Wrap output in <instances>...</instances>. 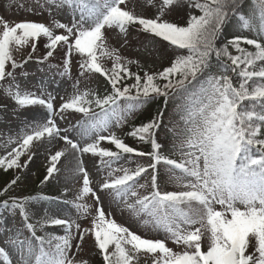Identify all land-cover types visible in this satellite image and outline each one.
Listing matches in <instances>:
<instances>
[{"label":"snow or ice","instance_id":"obj_1","mask_svg":"<svg viewBox=\"0 0 264 264\" xmlns=\"http://www.w3.org/2000/svg\"><path fill=\"white\" fill-rule=\"evenodd\" d=\"M49 2L57 8H71L74 16L70 24L53 21L49 26L22 21L10 25L0 19V81L14 78L15 70L32 58L30 52L22 63H17L10 45L30 44L32 52H35L38 39L45 37L47 51L43 60L52 57L58 46H66L63 54L65 70L70 68L73 52L78 53L81 75L85 72L99 73L111 85V92L103 97L93 93V99H86L89 93L76 94L55 109V97L50 94L45 98L43 93L37 95L19 88L13 90L11 86L5 89L16 106L39 105L48 112L45 123L31 127L17 147L6 156H0V168L5 171L26 168L33 156L29 155L25 161L20 157L33 141L56 137L77 153H91L102 159L106 157L108 167L122 154L148 156L151 164L138 166L132 171L125 168L123 175L100 183L99 190L113 194L116 200L126 201L129 195L136 197L134 204H127V207L136 214L147 210L155 227L163 229L168 234L167 238L182 251H173L166 246L165 240L144 239L111 219V214L103 209L100 195L90 186L89 173L81 165L78 170L83 173V187L76 199L82 200L90 194L94 205L78 203L75 206L85 216L94 207L92 227L81 228L75 221L48 218L45 223L63 226L66 230V235L53 246L51 240L36 236L35 226L28 222L29 213L24 201L29 198L13 197L11 203L5 200L0 208L19 209L24 227L40 247L37 254L30 241L19 236L7 238L0 244V264H13V252L19 254L18 264H32L33 256L35 264H86L76 259L71 250L80 251L81 242L88 233L94 236L104 264H133L136 257L124 245H130L137 253L154 254L152 264H264V0H257L258 38L235 35L220 47L216 41L232 17L239 16L244 27L255 28L253 20L256 14L246 17L241 13V0H162L154 18L126 10V0ZM184 3L200 14L190 15L183 25L164 19L167 12ZM76 13L79 14L78 19ZM53 28L63 29V34H57ZM130 28L186 50L187 55L176 57L170 66L158 73L145 71L140 75L131 72L126 64L120 62L122 58L116 50L108 51L105 43L107 29H117L127 35ZM242 45L252 46L254 51ZM229 46L235 49L236 55L230 54ZM103 55L114 56L110 73L99 62ZM9 63L11 70L6 67ZM173 95L186 98V104L179 106L186 113V116H181L186 127L179 133V159L162 155L163 145L155 138L163 123L162 111L127 133L140 141L150 142L151 152H140L115 134H102L113 121L119 126L139 107L158 97H163L167 105ZM93 105L100 111H93ZM0 107L6 109L7 105ZM66 110L85 115L87 133L95 134L91 143L81 147L67 135H60L63 130L53 117L56 114L62 117ZM102 141H107L116 151L102 147ZM62 154V151H56L50 156V166L42 183L57 171L55 162ZM161 162L179 171L181 175L176 179L186 181L182 190H159L156 168ZM149 169L152 170L153 191L139 196L132 190L135 178L147 174ZM19 179V176L13 178L5 192ZM215 205L220 209L217 210ZM238 205H243V209ZM73 226L77 229L75 236L71 231ZM205 237L208 244L206 250H202ZM45 243L48 251H45ZM110 245H114V249L110 250Z\"/></svg>","mask_w":264,"mask_h":264},{"label":"rangeland","instance_id":"obj_2","mask_svg":"<svg viewBox=\"0 0 264 264\" xmlns=\"http://www.w3.org/2000/svg\"><path fill=\"white\" fill-rule=\"evenodd\" d=\"M162 0H126V10L132 11L134 14L143 15L146 18H154ZM240 12L246 17L252 16L255 19L253 24L255 28H246L243 26L239 16H235L229 24L226 35L243 33L248 38H258L256 29L260 27L258 6L251 1H246L242 5ZM78 13L75 14L78 19ZM74 13L67 6L57 8L55 4L49 0H0V19L6 20L10 25L22 21H34L45 23L52 26L53 21H59L70 24ZM186 17V9L184 6L173 8L167 12L164 19L168 21L184 22ZM2 30V25H0ZM57 34H63V29L53 28ZM136 28H130L127 35L119 33L117 29H107L105 32L107 50H116L122 59L121 63L126 64L129 70L144 73L156 70L163 62L167 50L160 48L156 40L152 37L141 36ZM126 41V42H125ZM47 40L45 41V43ZM11 54L17 63H22L31 51V45L16 46L10 45ZM66 46L60 48L61 55L66 51ZM100 56V53H97ZM114 56L103 55L100 57L102 65L108 67L111 72ZM78 57L73 52L69 70L61 65H51L47 61L38 63L34 60H28L23 67L15 70L14 78H7L0 86V105H7V108L0 107V156H6L11 152L12 148L17 147L25 134L29 133L31 127L37 124H43L47 119L48 110L42 106H26L18 107L6 95L5 89L12 87L13 90L19 88L21 91L34 92L37 95L44 94L55 97L54 108L59 109L61 103L69 100L76 94L89 93L86 99H93L91 94L103 97L111 85L104 76L97 75L93 77H84L78 64ZM135 61V63H127ZM6 67L11 70L10 63ZM63 98V99H62ZM186 104L184 95H173L169 100V108L165 115V123L170 126L173 131H164L165 141L161 154L170 158H180L181 150L179 148V133L186 127L181 119L182 115L186 116L179 106ZM87 106V105H86ZM145 106H141L131 112L126 120L141 113ZM92 110L99 112V109L92 106ZM53 119L57 126L62 129L60 135H67L74 142L83 147L87 143H91L95 139V134L89 135L86 131L87 118L83 113L74 110H66L62 117L56 114ZM125 120V121H126ZM124 121V122H125ZM123 122V123H124ZM113 121L103 135L109 133L116 134L121 130ZM102 143V142H101ZM175 146V147H174ZM186 150V149H185ZM56 151H62L63 154L56 161V169L53 176L34 192L27 201H24L25 209L29 213V223L35 226V235L45 238V241L51 240L53 246L59 242V238L66 235L65 227L53 226L45 223L48 218H63L69 221L79 223L81 228H91L92 219L95 215L94 207L90 208L88 215L79 212L73 203H85L94 205V198L89 194L82 200H77L79 192L83 187V173L78 169L82 165L89 173L91 187L98 192L103 202L105 213L111 214V219L116 223L127 227L133 233L140 235L144 239H161L166 241V246L173 251H182V248L176 245L171 239L167 238V233L160 228L155 227L154 219L148 214V211H140L139 214L134 213L127 207V204H134L136 197L129 195L126 199L116 200L113 194L102 192L99 190V184L104 180H110L116 177L119 170L134 169L141 165L151 163L150 157L139 156H123L117 161L111 162L108 167L106 161H102L98 156L91 153H77L70 145L59 137L44 138L41 141H33L29 149L25 150V154L20 157L21 161L28 159L29 155L33 156L32 161L23 169V180L16 195L26 196L27 192L33 189L38 177L47 175V167L50 166V156ZM159 166V179L157 185L161 192L164 191H180L182 185L186 181H178L177 176L181 175L178 170H172L170 166L163 162ZM3 168H0V175ZM111 172V176L109 173ZM152 170H148L147 174H142L135 179L132 190L137 192L139 196L150 194L153 189L151 187ZM13 194V195H15ZM14 197V196H13ZM12 198V197H11ZM25 198V197H24ZM55 198V199H52ZM243 209V205H238ZM140 206H137L139 208ZM219 210L220 206L215 205ZM198 226V225H197ZM75 236L77 229L75 226L71 229ZM19 236L20 239L28 240L34 246L38 254L39 243L32 234L24 227V221L20 216L19 209L12 211L11 209L0 208V244L11 237ZM76 241H73L75 243ZM80 251L73 248L71 251L75 253V258L80 261L91 260L94 257V243L91 233L86 234L85 239L81 242ZM208 240L202 241V248L206 249ZM133 255L136 253L131 249L130 245H124ZM45 251H48L47 243L44 244ZM114 248V245H112ZM148 253L139 252L138 257L145 258ZM13 264H18L19 254L12 253ZM32 264H35V256L32 257Z\"/></svg>","mask_w":264,"mask_h":264},{"label":"trees","instance_id":"obj_3","mask_svg":"<svg viewBox=\"0 0 264 264\" xmlns=\"http://www.w3.org/2000/svg\"><path fill=\"white\" fill-rule=\"evenodd\" d=\"M151 1H154V0H151ZM246 1H251L253 4L257 5V0H241V3L242 5L246 2ZM181 6H184L185 9H186V17L184 19V22H180V21H171V22H174V23H177V24H185L188 17L192 14H195V15H199L200 12L197 11L196 9H189L188 5L186 3L182 4ZM235 17V16H234ZM232 17L229 22L224 26V29L223 30H227L226 28L229 27V24H230V21L234 18ZM138 35H141V36H147V37H152L150 36L149 34H146V33H142V32H139L137 33ZM235 35H242V36H245L242 32L241 33H237V34H230L228 36L224 35L223 31L221 33V35L219 36V38L217 39L216 41V44L218 47L220 46H223L227 40H229L230 38H232L233 36ZM247 37V36H245ZM154 38V37H152ZM156 40V42L158 43V45L160 46V48L164 49V50H167L168 52H166V56L162 62V64L156 69V70H153L152 72L150 73H158L160 71H162L165 67H168L170 66L171 62L178 56H181V55H187V51L186 50H182V49H178L176 47H173L171 46L170 44H168L167 42L165 41H162L160 40L159 38H154ZM45 41H46V38L45 37H40L37 41V48L35 50V52H32V49H31V53H32V58L30 60H34L38 63H43V62H46L48 64H51L52 66L53 65H61L63 66V55H61V53L59 52L60 50V46L57 47V50L54 51V54L52 57H49L47 60H43V56L45 55L47 49L44 47L45 45ZM243 47H246L249 51H254V48L252 46H247V45H242ZM229 52L230 54L232 55H236V51L235 49L231 48V46H229ZM78 57V64L81 62V58L79 56L78 53H75ZM100 62V61H99ZM213 62L215 63V58H213ZM101 63V62H100ZM102 64V63H101ZM258 65H259V62H258ZM105 71H109L108 70V67H106L105 65H103ZM131 71V70H130ZM133 72V71H131ZM135 73H139L140 75H143L142 72H137V71H134ZM97 75H100L99 73H93V72H85L83 74L84 77L88 78V77H93V76H97ZM231 75V74H230ZM7 79V78H6ZM5 79V80H6ZM236 79L234 77V82H236ZM4 80V81H5ZM4 81H0V86L1 84L4 82ZM128 83H131L132 81H126ZM111 92V87L108 89V91L106 93H104V95L108 94ZM103 95V96H104ZM172 97V96H171ZM170 97V98H171ZM169 98V100H170ZM169 100L167 102V105H165V102H164V98L163 97H158L152 101H150L149 103L145 104V109L141 112V113H137L135 116L129 118L128 120H126L122 126H121V130L116 133L115 135H117L118 137H120L126 144H128L129 146H132L133 148L137 149L138 151L140 152H145V153H148V152H151V144L150 142H144V141H140L130 135H127V133H129L130 131H132L133 127L134 126H139L141 125L142 123H145L149 120L152 119L153 116H155L158 112L162 111L163 112V123L159 129V131L156 133V139L163 145L164 144V141H165V136H164V131H168L170 128V126L166 125L165 123V115L168 111V108H169ZM123 104V102H121ZM99 109V108H98ZM100 111V110H99ZM101 146L102 147H105V148H110L111 150L113 151H116V149L114 148V146H111L107 141H102L101 143ZM125 155H128V156H137L135 154H122L121 157L125 156ZM99 157V156H98ZM120 157V158H121ZM139 157H145V156H139ZM148 157V156H146ZM100 159H102L101 157H99ZM102 161H107V158H103ZM152 163V161H151ZM151 163H147L146 165H141V166H147ZM126 167H124L125 169ZM128 169V168H126ZM136 168L134 169H128L129 171H132V170H135ZM123 169L119 170V173L117 176L119 175H123ZM151 170V169H149ZM23 169H9L8 171H5L3 169V172L2 174L0 175V204L3 203V201L5 200H8L9 203H11V197L13 198V196L15 198H18V199H22L24 197H29L31 196L34 192H36L38 190V188L42 185V181H43V176H40L38 177L35 185L33 186V189H31L29 192H27L26 196H18L16 195L15 193L17 192V190H19L20 188V185H21V182L23 180ZM159 166L157 165V168H156V175H157V178L159 179ZM19 176L20 179L17 181V183L15 185H13L11 188H8L7 191L5 192V189L7 187V185L9 184V182L15 178ZM138 178V177H136ZM135 178V179H136ZM151 183H152V180H151ZM159 188V187H158ZM160 190V189H159ZM15 194V195H13ZM77 203H73V205L75 206ZM40 237H42L41 235H39ZM91 237H92V240H93V243H94V257L93 259L91 260H86V264H104V260H103V256L100 254L99 252V249L96 248L95 246V240H94V236H92L91 234ZM114 248H112V245H110V250H112ZM202 250H206V249H203ZM154 254H148L145 256V258H142V257H138V253L136 252L134 254V256L136 257V259L134 260L133 264H152V256Z\"/></svg>","mask_w":264,"mask_h":264}]
</instances>
